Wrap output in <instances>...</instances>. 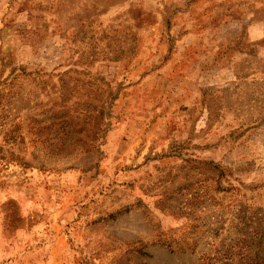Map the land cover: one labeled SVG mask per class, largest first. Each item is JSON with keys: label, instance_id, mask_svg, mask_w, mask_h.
Instances as JSON below:
<instances>
[{"label": "rangeland", "instance_id": "obj_1", "mask_svg": "<svg viewBox=\"0 0 264 264\" xmlns=\"http://www.w3.org/2000/svg\"><path fill=\"white\" fill-rule=\"evenodd\" d=\"M0 264H264V0H0Z\"/></svg>", "mask_w": 264, "mask_h": 264}]
</instances>
